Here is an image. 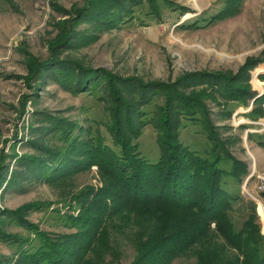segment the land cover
<instances>
[{
	"label": "trees",
	"instance_id": "obj_1",
	"mask_svg": "<svg viewBox=\"0 0 264 264\" xmlns=\"http://www.w3.org/2000/svg\"><path fill=\"white\" fill-rule=\"evenodd\" d=\"M163 5L170 7L171 2L83 0L73 7L74 16L61 21L63 29L54 37L49 55L29 65L30 77H52L71 94L91 98L94 104L103 103L107 120L98 122L90 113L91 105L81 106L85 125L40 111L37 114L42 115L41 125L30 127L31 134L39 131V137L26 139L39 153H14L23 169L11 171L4 187L17 185L18 179L50 183L92 165L98 168L102 186L95 189L86 185L73 195L75 203L70 202L68 209L76 206L78 213H67L59 223L74 231L55 236L37 229L38 223L29 218L30 213L44 210L49 204L0 207V242L13 249L10 255L0 254V264H89L90 255L99 249L117 256L115 233L132 232L138 225L141 230L133 232L135 253L128 264H171L185 250L199 255L207 244L219 249L221 254L216 260L220 261L198 259L197 264H264V237L251 214L255 203L251 200V212L239 230L234 229L227 214L235 197L224 187V178L228 175L241 181L248 173L246 162L230 154L225 142L215 134L213 124L207 122L204 106L205 98L216 101L219 95L223 100L217 105H223L228 117L239 104L247 105L253 96L246 82L247 68L256 61L247 62L239 75L193 72L166 83L142 82L59 56L61 46L74 38L73 25L80 18L94 19L102 28L118 27L136 19L138 11L145 19L159 22ZM189 77L198 89L185 96L179 86L187 85L184 78ZM261 77L264 80V74ZM232 102L237 104L229 107ZM244 114L251 120L264 116V93ZM185 121L205 131L209 146L203 154L180 140ZM148 125L156 131L159 156L155 161L142 155L139 148L138 139ZM42 136L55 142L49 147ZM254 136L264 146V132L248 133L249 139ZM4 180L0 172V186ZM13 227L28 234L10 231ZM32 228L34 238L29 234Z\"/></svg>",
	"mask_w": 264,
	"mask_h": 264
},
{
	"label": "rangeland",
	"instance_id": "obj_2",
	"mask_svg": "<svg viewBox=\"0 0 264 264\" xmlns=\"http://www.w3.org/2000/svg\"><path fill=\"white\" fill-rule=\"evenodd\" d=\"M169 1L170 7L163 5L159 22L145 19L138 11L136 19L118 27L102 28L93 18H80L73 25L74 38L61 46L59 56L142 82L166 83H174L180 76L193 72L239 75L247 62L256 61L254 66L247 68L246 82L253 92L247 105L239 104L227 117L223 105H217L222 103V97L218 95L216 101L203 99L207 122L213 124L215 134L225 142L230 154L244 160L248 170L252 167L264 170V146L257 143L256 135L248 138V133L264 132V116L251 120L244 114L264 93L261 77L264 74V0H233L231 4L227 0ZM81 3L83 0H0V166L3 167L0 172L5 176L0 186V207L16 209L27 203L49 204L44 210L30 213L29 218L38 223L37 229L51 232L52 236L74 231L62 226L59 218L67 213H78L76 206L68 208L70 202L75 203L73 195L84 186L93 185L95 189L102 186L97 166L50 183L33 177L31 182L18 179L17 185L4 186L11 171L23 169L17 164L16 155L39 153L26 139L39 137V131L31 134L30 127L41 125L42 115L37 114L40 111L63 115L85 125L87 120L81 106L91 105L90 113L98 122L107 120L103 103L94 104L91 98L71 94L52 77H30L29 65L49 55L54 37L63 29L61 21L74 16L73 7ZM61 9H73V12L67 14ZM139 15L145 19V24H140ZM184 79L187 85L179 86V90L190 96L198 87L192 83V78ZM236 104L232 102L229 107ZM185 122L180 140L203 154L209 146L205 131L197 124ZM42 139L49 147L55 142L45 136ZM138 141L142 155L155 161L159 149L154 127L146 126ZM244 178L237 182L228 175L224 178V187L235 197L227 213L235 230L242 227L253 205L243 193ZM251 214L264 237L259 212L255 208ZM139 226L132 232L115 233L117 256L99 249L90 255L89 264H128L135 253L133 232L138 233ZM211 227L214 228V223ZM33 230H29L31 236ZM10 231L28 234L18 227ZM262 243L264 254V238ZM218 250L210 244L200 250L199 255L185 250L171 264H197L198 259L219 262L216 260L221 254ZM12 251V247L0 242L1 255H10Z\"/></svg>",
	"mask_w": 264,
	"mask_h": 264
},
{
	"label": "built area",
	"instance_id": "obj_3",
	"mask_svg": "<svg viewBox=\"0 0 264 264\" xmlns=\"http://www.w3.org/2000/svg\"><path fill=\"white\" fill-rule=\"evenodd\" d=\"M242 188L243 193L255 203L261 216V232L264 234V170L249 168Z\"/></svg>",
	"mask_w": 264,
	"mask_h": 264
}]
</instances>
